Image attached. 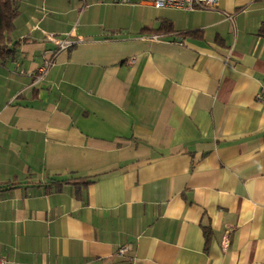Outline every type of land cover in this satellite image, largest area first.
<instances>
[{"label":"crops","instance_id":"1","mask_svg":"<svg viewBox=\"0 0 264 264\" xmlns=\"http://www.w3.org/2000/svg\"><path fill=\"white\" fill-rule=\"evenodd\" d=\"M10 37L7 264H264V0H21Z\"/></svg>","mask_w":264,"mask_h":264},{"label":"built area","instance_id":"2","mask_svg":"<svg viewBox=\"0 0 264 264\" xmlns=\"http://www.w3.org/2000/svg\"><path fill=\"white\" fill-rule=\"evenodd\" d=\"M94 1V0H88ZM96 1H107L112 3H126L128 0H96ZM152 5L155 7H171V8H182V9H209L214 8L218 5L219 0H150ZM154 37V36H153ZM77 39L63 38L57 41V47L53 50L47 51L44 55V59L38 72L36 74V80H40L44 77L48 69L54 64L56 55L71 47ZM131 61V59L129 60ZM258 100L264 104V91L257 93ZM127 246H120L116 253L119 255L124 254L127 251ZM0 264H7V260L0 256Z\"/></svg>","mask_w":264,"mask_h":264},{"label":"trees","instance_id":"3","mask_svg":"<svg viewBox=\"0 0 264 264\" xmlns=\"http://www.w3.org/2000/svg\"><path fill=\"white\" fill-rule=\"evenodd\" d=\"M20 1L0 0V57L7 56L13 51L9 47V44L14 46V43H11L10 33L13 28V20L18 13V3Z\"/></svg>","mask_w":264,"mask_h":264}]
</instances>
